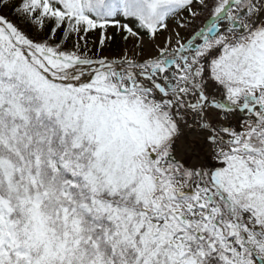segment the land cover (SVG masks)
Masks as SVG:
<instances>
[{"label": "snow or ice", "instance_id": "snow-or-ice-1", "mask_svg": "<svg viewBox=\"0 0 264 264\" xmlns=\"http://www.w3.org/2000/svg\"><path fill=\"white\" fill-rule=\"evenodd\" d=\"M0 264H264V0H0Z\"/></svg>", "mask_w": 264, "mask_h": 264}]
</instances>
